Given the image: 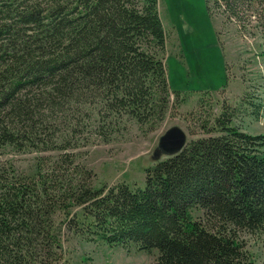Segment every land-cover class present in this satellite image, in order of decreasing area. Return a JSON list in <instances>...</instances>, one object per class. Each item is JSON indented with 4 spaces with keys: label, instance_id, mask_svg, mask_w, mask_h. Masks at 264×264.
Here are the masks:
<instances>
[{
    "label": "trees",
    "instance_id": "obj_1",
    "mask_svg": "<svg viewBox=\"0 0 264 264\" xmlns=\"http://www.w3.org/2000/svg\"><path fill=\"white\" fill-rule=\"evenodd\" d=\"M207 1L264 38V0ZM166 40L159 0H0V147L36 153L31 174L0 167V264H69L73 234L156 250L155 264H255L242 234L264 229V134L234 110L195 124L206 135L147 168L144 187L96 185L80 159L179 104Z\"/></svg>",
    "mask_w": 264,
    "mask_h": 264
},
{
    "label": "rangeland",
    "instance_id": "obj_2",
    "mask_svg": "<svg viewBox=\"0 0 264 264\" xmlns=\"http://www.w3.org/2000/svg\"><path fill=\"white\" fill-rule=\"evenodd\" d=\"M159 11L167 33L168 80L181 93L179 104L147 135L134 124L121 139L82 149L80 159L97 173L96 185L126 182L133 188L144 187L146 169L167 157H155L154 152L169 127L180 126L187 139L197 138L206 134L200 130L191 134L195 124L217 117L223 109L234 110L233 124L244 131L264 134L262 32H239L236 24L212 14L207 0H159ZM35 156L0 147V167L12 164L31 174ZM200 213L197 210L195 215ZM242 236L255 264H264V229ZM61 246L69 264H155L157 255L156 250L149 253L133 244L111 246L75 234L64 237Z\"/></svg>",
    "mask_w": 264,
    "mask_h": 264
},
{
    "label": "water",
    "instance_id": "obj_3",
    "mask_svg": "<svg viewBox=\"0 0 264 264\" xmlns=\"http://www.w3.org/2000/svg\"><path fill=\"white\" fill-rule=\"evenodd\" d=\"M187 141V134L183 128L171 126L160 136L154 156L178 154L186 146Z\"/></svg>",
    "mask_w": 264,
    "mask_h": 264
}]
</instances>
